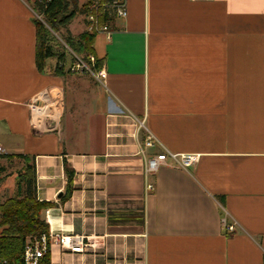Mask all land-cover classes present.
Segmentation results:
<instances>
[{
    "label": "crops",
    "instance_id": "obj_1",
    "mask_svg": "<svg viewBox=\"0 0 264 264\" xmlns=\"http://www.w3.org/2000/svg\"><path fill=\"white\" fill-rule=\"evenodd\" d=\"M34 1L0 0V162L33 161L49 235L85 237L82 252L52 240L50 263L264 264V0H127L95 37L105 82L38 68ZM52 87L63 113L39 130L31 103ZM166 150L198 160L146 176Z\"/></svg>",
    "mask_w": 264,
    "mask_h": 264
},
{
    "label": "trees",
    "instance_id": "obj_2",
    "mask_svg": "<svg viewBox=\"0 0 264 264\" xmlns=\"http://www.w3.org/2000/svg\"><path fill=\"white\" fill-rule=\"evenodd\" d=\"M93 1L88 0L82 7L79 6V0H35L33 2L35 12L43 17V21L35 18L36 61L40 70L46 71L53 68L56 73H63L68 64L69 49L85 58L91 54L94 55L96 34L88 31L73 34L69 30L71 22L83 9L86 8L88 12L89 5ZM98 1L100 4L98 15L103 12V16H100L102 21L109 20L111 23L114 18L109 15L110 10L105 5L113 0ZM59 31H64L61 36L64 43L59 41L53 33H59ZM50 61L55 62L54 67L49 64ZM101 65L102 62L96 58L94 69L99 70ZM9 156L24 159L25 165L23 171L19 173L15 195L0 203V263L6 261L7 264H26L24 253L27 243L35 238L40 239L43 235H49V225L42 218L41 213L51 203L37 198L35 163L25 155ZM5 170L3 166L0 167V182L6 176ZM72 174L73 172L69 171L70 179ZM39 264H51L50 253L43 256Z\"/></svg>",
    "mask_w": 264,
    "mask_h": 264
},
{
    "label": "built area",
    "instance_id": "obj_3",
    "mask_svg": "<svg viewBox=\"0 0 264 264\" xmlns=\"http://www.w3.org/2000/svg\"><path fill=\"white\" fill-rule=\"evenodd\" d=\"M196 1V0H193ZM105 7L110 10L109 15L113 18H126L128 15L127 10V0H113ZM100 8L98 0H94L89 5V11L86 15V31L93 34L106 33L108 36L112 33L111 23L109 20L102 21L100 16H103V12L99 15L97 13ZM72 53V62L66 67L72 73H86L92 75L95 79L100 82H105L107 78V72L104 68L95 70L96 56L91 54L88 58L83 55H78L75 52ZM63 65V64H62ZM64 108V95L61 88L52 87L46 90L43 94V99L40 102L31 103V122L32 124L40 130L41 115L48 117L52 120H56L59 115L63 113ZM133 116V115H132ZM134 119L136 118L133 116ZM138 129L145 128L146 139L144 147L153 146L157 139L154 134L145 127L144 122L139 121ZM57 126L50 125L46 127L47 130L56 129ZM143 153V150L141 151ZM6 149L0 142V158L5 155ZM169 159H172L176 165L187 168L193 165L198 160V155L196 154H177L171 151H164L157 153L146 158L145 164V175L150 176L155 174L161 167L169 164ZM147 189L153 191L155 185L152 182L147 183ZM225 227L228 231H233L235 229V224H227L226 219H224ZM54 240L59 243L61 247L68 249L72 252H82L85 250L87 244L85 242V237L78 234H52L51 236L43 235L40 239L35 238L30 240L25 248L24 258L26 264H39L40 259L47 253H50L51 242ZM0 264H7L6 261H2Z\"/></svg>",
    "mask_w": 264,
    "mask_h": 264
},
{
    "label": "rangeland",
    "instance_id": "obj_4",
    "mask_svg": "<svg viewBox=\"0 0 264 264\" xmlns=\"http://www.w3.org/2000/svg\"><path fill=\"white\" fill-rule=\"evenodd\" d=\"M88 0H79V6L82 7V5H84ZM86 9V8H85ZM83 9V11H81L77 16L76 18L74 19L75 21L73 22L74 23V26L73 28L76 29V30H81L82 29V26L83 24L85 25V31H86V15H87V10ZM37 16L36 18L43 21V17L41 15H39L37 12H36ZM56 37L58 38L59 41H62L61 39V36H63L64 34V31H59V33L57 32H53ZM63 42V41H62ZM64 43V42H63ZM72 50L69 49V54L67 55L68 56V64L71 62L72 60ZM2 162H0V164L2 163H6V167H7V173L6 176H4L3 179H6V178H9V179H13L11 176H14V174H16L17 176V180L19 178V173L21 171H23V164L19 161V160H12L10 162L8 161H4V160H1ZM8 179V180H9Z\"/></svg>",
    "mask_w": 264,
    "mask_h": 264
}]
</instances>
